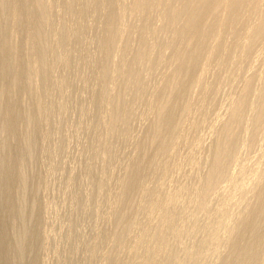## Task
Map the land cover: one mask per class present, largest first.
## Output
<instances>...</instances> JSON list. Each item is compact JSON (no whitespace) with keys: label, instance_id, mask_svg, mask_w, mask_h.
I'll list each match as a JSON object with an SVG mask.
<instances>
[{"label":"rangeland","instance_id":"obj_1","mask_svg":"<svg viewBox=\"0 0 264 264\" xmlns=\"http://www.w3.org/2000/svg\"><path fill=\"white\" fill-rule=\"evenodd\" d=\"M70 1L76 7L67 16L56 7L45 17V22L53 24L43 26L49 37L47 50L50 47L52 55L61 61L62 79L56 82L51 76L54 81L50 79L43 97L31 106L34 111H29L27 126H22L19 108L10 122L19 132L28 128L37 133L33 135L35 150L27 156L24 173L27 213L39 217L38 226H31L33 234L41 236L37 264H106L114 248V226L123 211L121 184L125 180L134 183L136 204L144 185L134 182L131 166L140 155L156 151V146L147 145L152 137L149 126L155 104L177 71L181 53L194 50L199 63L191 67L189 74H197L208 58L210 45L200 44L197 39L189 41L184 35L192 19L193 0H153L146 4L142 0ZM168 10L175 14L166 16ZM5 14L3 19L7 18ZM205 20L212 26L220 22L209 16ZM56 23L58 28H54ZM13 34L14 42L21 39L22 45L17 49L18 61L9 70L14 75L8 87L14 102L26 104L36 95L32 82L27 84L31 93H22L26 75L23 47L32 40L23 43V31ZM110 34L113 39L106 45ZM214 43L218 45V39ZM257 48L260 54L249 60L251 67L242 73L243 77L264 66V45ZM188 82L189 76L178 79L180 86ZM233 84L230 89L220 87L216 93L209 125L198 127L193 149L186 145L180 151L184 155L192 150L185 154L191 155L188 164L184 162L170 174L166 187L156 185L148 192L149 205L138 215L142 217V228L136 226L128 235L130 245L117 253L124 256L117 255L119 262L136 264L141 240L152 229L156 231L153 264H218L219 253L231 247L225 235L235 215L243 213L264 183V127L261 134L251 135L253 128L246 118L255 108L264 112L257 86L240 107L241 120L232 139L225 143L223 154L217 158L210 155L227 118L226 109L232 104L231 91L240 83ZM187 99L184 96L180 101ZM55 100L60 111L47 122L46 113ZM12 146L18 149L19 139H14ZM215 160L218 183L208 191L204 209L200 210L204 181ZM198 161L202 164L197 165ZM6 163L16 168L15 162ZM4 164L1 161V168ZM37 184L41 191L36 193ZM162 196L165 202L159 203ZM153 207L158 211L152 212ZM217 209L222 214L214 218ZM256 235L264 234L257 231ZM9 244L10 239L1 235L0 264L4 263Z\"/></svg>","mask_w":264,"mask_h":264},{"label":"bare ground","instance_id":"obj_2","mask_svg":"<svg viewBox=\"0 0 264 264\" xmlns=\"http://www.w3.org/2000/svg\"><path fill=\"white\" fill-rule=\"evenodd\" d=\"M142 1L146 4L153 0ZM191 3L194 5V10L191 13L190 25L184 28L186 31L184 35H187L189 41L197 39L200 44L209 42L208 58L200 72L190 75L189 70L198 65L199 57L194 54V50L183 51L177 71L166 85L163 97L155 104L149 126L152 137L149 138L147 145L156 146V151L152 155H140L131 166V176L136 178L134 182L144 185L143 190L137 196L136 204L134 202L136 194L133 192L134 183L125 180L121 184L123 211L121 215H118L114 226V248L107 257L106 264H125L119 262L121 259L117 260L121 256L117 253L120 254L119 251L129 247L128 235L133 232L134 228L136 226L139 229L142 228L143 222L139 221L142 217L140 219L139 214L143 213L149 205L148 192L153 191L156 185L166 187L171 181L170 174L175 170L178 171L180 166H184L182 165L184 162L188 164L191 155L185 154L188 151L191 153L192 150L190 149V152L188 148H185L188 150L185 156L180 154V151H183L186 145L194 146L196 130L199 126L209 125L208 115L216 105V93L220 87L227 86L230 89L234 81L240 83L235 91H231L232 104L230 103L229 109H226L227 118L218 132L215 146L211 151L210 155L213 158L222 155L225 143L232 139L234 130L241 120L239 109L243 103L245 105V100L253 87L257 86L264 105L263 64L261 67L258 66L260 68L258 72L256 70L246 77L242 75L251 67L248 66V62L259 51L257 47L264 45V0H193ZM56 7L61 9L64 16H67L72 7L74 9L76 6H73L70 0H0V163L2 161L7 164L8 161L16 164V168L8 164H4L5 168L0 166V236L4 234L10 239L3 264H37L41 236L33 234L31 226H38L39 217L27 213L29 205L24 196L27 156L30 157L34 153L36 140L33 135L36 136L37 133L34 129L28 128L19 132L10 121L15 112L21 110L22 126L23 124L27 126L30 123L29 111L30 113L34 111L31 110V106L43 97L47 87L45 85L51 82V76L53 75L52 78L55 80L61 81L62 79L61 61L52 55L50 47L47 50L49 37L44 31V27L53 24L50 20L45 22L46 14ZM5 13L7 18L3 19ZM174 14V10H168L166 16L172 17ZM181 14H184V11H181ZM207 16L217 21L220 19L219 24L217 22L214 26L206 25ZM58 27L56 23L54 28ZM18 31L24 33L23 43L30 38L32 40L23 47L22 61L25 62L26 75L23 79L22 93L25 95L31 93L27 89V84L32 82L36 95L31 102L26 104L14 102L11 89L8 87V81L14 75V72L10 74L9 70L14 62L18 61L17 49L22 45L21 39L14 42L12 37L13 32ZM112 39V35H108L106 45L110 44ZM217 39L219 44L215 46L214 41ZM54 49L57 50L56 47ZM188 76L189 82L180 86L178 79ZM184 96H188V99L180 101ZM18 108L20 110H17ZM50 110L46 111L47 122H51L52 116L60 111L57 100L53 102ZM246 118L247 125L253 128L251 135H259L263 132L264 112L255 108V111H251ZM34 128L38 130L36 125ZM14 139H19L21 143L18 149L17 147L13 149ZM199 142L200 140L197 144ZM214 162V166L208 171L204 181L206 187L199 200L198 209L200 210L204 209V199L209 194L208 191L218 183H216L218 180L215 171L218 163L216 160ZM201 164V161L197 162V165ZM11 184L12 187H10ZM34 190L37 193L41 191V188L39 190L37 184ZM158 201L164 203L165 198L159 197ZM157 211L158 209L153 207L152 212ZM221 214L217 209L213 215L215 218ZM234 218L235 222L230 232L228 231L225 235V241L231 247L228 251L219 253L218 264H264V235L262 237L256 235L257 231L264 234V183L256 189L243 209V213L241 215L237 213ZM123 220L128 221L124 223ZM155 232V229H152L141 240L136 264H153L152 260L156 255ZM210 237L208 241L211 243L212 238ZM15 255H17V260L14 262ZM121 257L124 258V256Z\"/></svg>","mask_w":264,"mask_h":264}]
</instances>
